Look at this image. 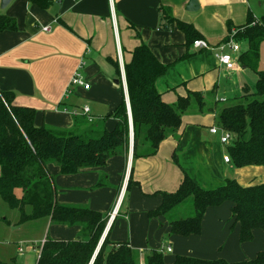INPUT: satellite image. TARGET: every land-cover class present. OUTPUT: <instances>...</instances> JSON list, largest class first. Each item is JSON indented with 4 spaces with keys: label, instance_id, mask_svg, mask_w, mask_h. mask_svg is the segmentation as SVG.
Instances as JSON below:
<instances>
[{
    "label": "crops",
    "instance_id": "0c3cea01",
    "mask_svg": "<svg viewBox=\"0 0 264 264\" xmlns=\"http://www.w3.org/2000/svg\"><path fill=\"white\" fill-rule=\"evenodd\" d=\"M45 1L48 5L41 7L28 0H12L4 10L0 9V15L13 18L17 24L16 31L0 32V92H13L15 106L34 109L37 127L45 125L69 131L75 128V116L86 119L88 116L92 123L101 122L111 130L115 120L110 114L121 100L123 87L120 81L115 84L118 79L109 59L119 63L120 57L128 62L130 53L140 43L147 45L156 59L167 66L165 75L156 82L165 103L175 104L178 97L194 92L202 94L210 104L207 107L212 108L211 112L184 114L177 137L163 140L151 157L132 162L129 157L117 154L104 167L74 175H61L56 166L49 165L57 188L56 201L108 216L118 205L109 240L127 242L135 253L142 252L146 251L145 244L158 246L153 244V233L158 231V243L172 242L167 247L171 252L162 253L168 264L177 256L227 262L253 259L256 255L250 253L252 241L239 242V225L231 218L230 202L205 211L199 236L170 235L169 225L163 226L165 218L151 219L147 213L160 205L159 193L177 191L183 171L205 190L221 187L228 179H235L243 187L264 183V167L234 168L230 161L225 163L223 157L227 152L224 154L219 137L210 133L212 127L218 128L216 115L220 110L238 101L244 92H252L254 86L250 83L255 79V73L238 61L233 71H226L217 60L216 47L227 37V23L236 31L247 23L248 17L254 21L264 17V0H196L199 8L195 12L186 10L189 0ZM159 7L174 19L191 25L209 49L194 48L177 28L159 29ZM45 26L50 27V32L42 31ZM241 49L236 59L245 48ZM257 70L264 71V42L259 47ZM77 71L89 84L88 90L69 86ZM94 102L101 103V108ZM85 107L89 110L86 115ZM131 166L133 182L138 185L126 191ZM252 169L256 170L253 174L244 173ZM247 177L251 179L248 181ZM257 177L261 182L255 181ZM128 210L138 212L147 228L135 234L133 230L125 232L122 239H115L113 227L119 215L126 220ZM114 218L108 220L101 238H105ZM45 220L47 226L50 220ZM0 221L7 224V218ZM81 230V225H53L46 237L73 241ZM256 230L252 233L256 234ZM168 231L169 235L164 237ZM36 255L38 258L39 247Z\"/></svg>",
    "mask_w": 264,
    "mask_h": 264
},
{
    "label": "trees",
    "instance_id": "16d2710c",
    "mask_svg": "<svg viewBox=\"0 0 264 264\" xmlns=\"http://www.w3.org/2000/svg\"><path fill=\"white\" fill-rule=\"evenodd\" d=\"M28 1L41 7L48 5L45 0ZM158 13L159 29L177 28L189 43L202 39L191 25L174 19L161 7ZM16 29L13 18L0 15V32ZM226 30L227 37L221 43L235 32L230 23L226 24ZM236 31L233 39L246 44L237 61L255 73V85L252 92H244L238 101L220 110L216 115V125L233 135L226 152L234 168L264 167V71L257 70L259 47L264 42V17L258 21L248 17L247 23L237 27ZM134 37L139 38L137 32ZM109 62L120 81L118 61L109 59ZM123 71L133 131L132 162L155 155L163 140L177 137L184 114L212 110L206 107L202 94L194 92L178 97L175 104L165 103L157 91L156 82L165 75L167 66L160 63L143 43L133 49L128 62H123ZM14 97L13 92H0V199L10 210L19 212V224L49 219L54 225L82 226L81 234L73 241H53L46 237L39 246L36 264H90L109 216L77 205L59 204L56 201L57 188L48 167L56 166L61 175H74L104 167L108 159L117 154L128 157L130 131L123 90L119 104L110 114L115 120L111 130L101 122L94 124L92 120L88 121V116L87 119L75 116V128L69 131L45 125L37 127L35 110L15 106ZM132 172L133 166L126 191L138 185L133 182ZM16 191L21 192L20 196H16ZM159 195L161 203L147 213L148 218L166 219L186 200L190 198L192 201V216L168 221L170 235L199 236L205 211L224 202L232 205L231 218L239 225L240 243L251 242L254 229L264 233V183L243 187L235 179H228L221 187L205 190L183 171V180L177 191ZM115 219L116 216L92 264H138V257L127 242L109 240ZM143 261V264H168L163 254L157 251L146 254ZM0 264L16 262L0 260ZM170 264H264V251L241 262L177 256Z\"/></svg>",
    "mask_w": 264,
    "mask_h": 264
},
{
    "label": "rangeland",
    "instance_id": "374dc122",
    "mask_svg": "<svg viewBox=\"0 0 264 264\" xmlns=\"http://www.w3.org/2000/svg\"><path fill=\"white\" fill-rule=\"evenodd\" d=\"M235 32H231L229 35V38L232 37L235 34ZM234 42L240 47V49L243 47L246 48V44H243V46H241L240 45L241 42L236 41V40H234ZM250 84H252L253 86L255 85L254 78ZM79 89H82V88H79ZM82 101L83 100H81L80 103H82ZM241 102L243 103V101ZM92 104L101 108L100 107L101 103L94 102ZM207 104L209 103L206 102V107H207ZM59 130H62V129H59ZM222 146H223V152L224 154H226L227 146H224V145ZM254 171L256 170L252 169V170H247L244 173L253 174ZM247 179L249 181L251 177H247ZM255 181L261 182V180L258 177L255 178ZM207 187L211 188L213 186L207 185ZM20 194H21L20 191H16L17 197L20 196ZM124 205H125V202L123 204L122 211L124 209ZM192 214H193L192 201L189 198L179 207L172 210L167 215L166 220L163 219V221H165L163 223V226L165 225L168 226V221L184 219V218L192 216ZM0 218H7V224L4 223L3 221H0V260H2L3 262L11 263V259L15 258L16 264H36L37 249L40 246L41 241L46 237L49 228H52L54 224L51 225L50 223L49 224L47 223V226H46L45 219H38V220H33V221L26 222L24 224L18 225L19 218H20L19 212L17 210H10L1 200H0ZM142 219L143 218H141V216H139L138 212H136L135 210H128L126 220L123 218L122 215H119L113 227V230H112L113 233L116 231L115 239H122L125 232L128 233L131 230H133V233L135 234V231L139 233L141 230H144L145 228H147L144 222L142 221ZM123 224L125 225V227L123 226ZM121 227L123 228L121 229ZM165 228H168V227H165ZM159 233L160 232L158 231H156V234L153 233V244L155 243V245H158L157 247H152L148 244H145L146 251L143 250L144 252L138 251L135 253L136 255H140V258H141L139 259V257L137 256L138 264H140V260L144 263L142 258L146 254L150 253L151 251L165 253L164 250L168 247L169 244H172L171 241L169 242L166 241L164 242V244L162 242L158 243L157 238H158ZM168 235H169V231L166 234H163L164 237H167ZM253 235H254V238L252 242L249 243V245L250 247H252L250 249V253L254 254L253 256H255L257 252L264 251V234L261 232V230L257 229L256 234L253 233ZM138 240H139V237L136 236V241ZM136 250L138 249L136 248Z\"/></svg>",
    "mask_w": 264,
    "mask_h": 264
},
{
    "label": "built area",
    "instance_id": "2783aa9c",
    "mask_svg": "<svg viewBox=\"0 0 264 264\" xmlns=\"http://www.w3.org/2000/svg\"><path fill=\"white\" fill-rule=\"evenodd\" d=\"M42 31L50 32V27L45 26L42 28ZM192 46L196 49H209V45L202 40L193 41ZM216 50H217L216 57L219 64L222 67H224L226 71L228 72L233 71L236 65L235 62L237 61L236 55L240 51V47L234 42L233 36L230 37L226 42L219 44L216 47ZM119 64H120V68L123 70V61L120 57H119ZM69 86L73 88H82L84 90L89 89V84L86 82L84 76L79 71L73 74V76L70 79ZM88 111L89 110L87 107L83 109L84 114H87ZM88 121H91V118H88ZM210 133L212 135H217L219 137V142L224 146H229L234 139L231 133L220 129L219 127L218 128L212 127L210 129ZM223 161L225 163H228L230 161L228 155H225L223 157ZM117 213H118V205L115 206V208L110 213L109 220H112L117 215ZM165 252L170 253L171 249L167 248L165 249Z\"/></svg>",
    "mask_w": 264,
    "mask_h": 264
},
{
    "label": "water",
    "instance_id": "95a60500",
    "mask_svg": "<svg viewBox=\"0 0 264 264\" xmlns=\"http://www.w3.org/2000/svg\"><path fill=\"white\" fill-rule=\"evenodd\" d=\"M12 0H1L0 3V9L4 10L11 2ZM199 8L197 1L196 0H189L188 5L186 7V10L188 12H195L197 11ZM119 60V59H118ZM121 75H120V82L122 84L123 87V92H124V99H125V103H126V108H127V113H128V119H129V131H130V145H129V153H128V157H129V161H131L132 158V151H133V131H132V121H131V114H130V107H129V101H128V96H127V89H126V83H125V76H124V71L121 69L120 71ZM119 80L115 81V84H118ZM103 238L100 239L99 244L95 250L94 256L92 258V261L90 264H92L94 257L96 256L101 244H102Z\"/></svg>",
    "mask_w": 264,
    "mask_h": 264
}]
</instances>
